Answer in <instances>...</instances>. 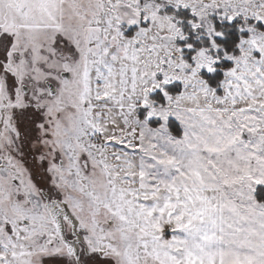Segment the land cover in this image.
I'll list each match as a JSON object with an SVG mask.
<instances>
[{
	"label": "snow or ice",
	"instance_id": "6c2138e0",
	"mask_svg": "<svg viewBox=\"0 0 264 264\" xmlns=\"http://www.w3.org/2000/svg\"><path fill=\"white\" fill-rule=\"evenodd\" d=\"M0 264H264V0H0Z\"/></svg>",
	"mask_w": 264,
	"mask_h": 264
}]
</instances>
